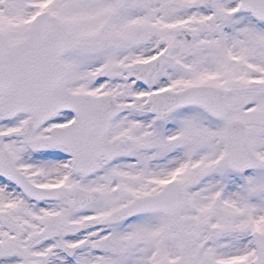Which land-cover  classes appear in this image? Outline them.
Masks as SVG:
<instances>
[{
    "label": "snow or ice",
    "instance_id": "1",
    "mask_svg": "<svg viewBox=\"0 0 264 264\" xmlns=\"http://www.w3.org/2000/svg\"><path fill=\"white\" fill-rule=\"evenodd\" d=\"M0 264H264V0H0Z\"/></svg>",
    "mask_w": 264,
    "mask_h": 264
}]
</instances>
